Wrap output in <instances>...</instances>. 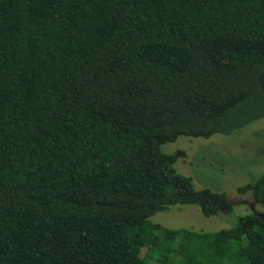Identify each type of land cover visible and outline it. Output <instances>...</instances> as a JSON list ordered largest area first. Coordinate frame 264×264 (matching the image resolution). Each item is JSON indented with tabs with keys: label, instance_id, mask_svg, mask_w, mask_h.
Returning <instances> with one entry per match:
<instances>
[{
	"label": "trees",
	"instance_id": "obj_1",
	"mask_svg": "<svg viewBox=\"0 0 264 264\" xmlns=\"http://www.w3.org/2000/svg\"><path fill=\"white\" fill-rule=\"evenodd\" d=\"M263 117L264 0H0V264H264L254 212L151 219L231 212L161 145Z\"/></svg>",
	"mask_w": 264,
	"mask_h": 264
},
{
	"label": "rangeland",
	"instance_id": "obj_2",
	"mask_svg": "<svg viewBox=\"0 0 264 264\" xmlns=\"http://www.w3.org/2000/svg\"><path fill=\"white\" fill-rule=\"evenodd\" d=\"M161 148L166 152L181 149L183 154L175 160V169L191 176L195 187L224 191L233 209L206 216L196 204L175 203L151 215L153 221L171 228L217 230L232 226L237 216L251 212V208L264 211V204L254 201L250 191L237 189L254 181L264 170V117L228 134L179 135Z\"/></svg>",
	"mask_w": 264,
	"mask_h": 264
},
{
	"label": "flooded vegetation",
	"instance_id": "obj_3",
	"mask_svg": "<svg viewBox=\"0 0 264 264\" xmlns=\"http://www.w3.org/2000/svg\"><path fill=\"white\" fill-rule=\"evenodd\" d=\"M252 194V193H251ZM254 201H256V200H254ZM256 202H258V201H256ZM261 203V202H260ZM263 204V203H262ZM253 207V206H252ZM252 209V211L251 212H254V213H256L257 215H259L260 217H262V218H264V211L263 212H259V211H257V209H254V208H251Z\"/></svg>",
	"mask_w": 264,
	"mask_h": 264
}]
</instances>
